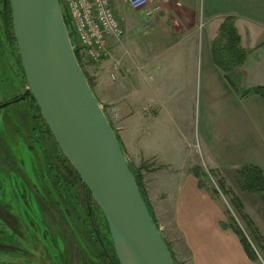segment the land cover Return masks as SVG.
Segmentation results:
<instances>
[{
	"label": "crops",
	"instance_id": "obj_1",
	"mask_svg": "<svg viewBox=\"0 0 264 264\" xmlns=\"http://www.w3.org/2000/svg\"><path fill=\"white\" fill-rule=\"evenodd\" d=\"M156 2L158 13L128 7V19L114 7L123 35L109 39L106 59L87 65L92 91L109 120L107 110H113L111 125L129 162L140 168L143 196L175 262L256 264L195 174L191 101L198 82L209 169L228 185L242 165L256 166L264 176V100L238 93L264 86V0ZM120 3L113 0V6ZM228 17L246 57L226 78L211 47ZM236 194L264 238V200Z\"/></svg>",
	"mask_w": 264,
	"mask_h": 264
},
{
	"label": "water",
	"instance_id": "obj_2",
	"mask_svg": "<svg viewBox=\"0 0 264 264\" xmlns=\"http://www.w3.org/2000/svg\"><path fill=\"white\" fill-rule=\"evenodd\" d=\"M30 94L63 156L100 209L118 264H176L81 68L59 0H2ZM7 103L0 104L4 106ZM91 216V215H90Z\"/></svg>",
	"mask_w": 264,
	"mask_h": 264
},
{
	"label": "rangeland",
	"instance_id": "obj_3",
	"mask_svg": "<svg viewBox=\"0 0 264 264\" xmlns=\"http://www.w3.org/2000/svg\"><path fill=\"white\" fill-rule=\"evenodd\" d=\"M119 1L120 6H114L117 13L119 10L128 19L132 12L122 0ZM1 26L0 21V104H3L20 96L26 85L17 64L15 46L8 43ZM87 65L82 64V67L86 75H89ZM241 86L249 87L247 84ZM200 92L197 82L193 86L191 103L192 142L196 143L199 179L208 192H218L214 198L222 205L227 222L233 217L241 225L232 212L228 198L219 193L217 177L212 176L207 166L209 162L202 147V133L199 130ZM25 106L27 103L19 101L0 106V264H108L105 256L100 255V249L82 216L83 184L74 182L69 187L67 183L72 190L74 203L71 204L75 205V209L65 200L68 215L55 209L54 191L64 192V175L73 180L75 174L70 164H67L70 174L59 165L62 160L60 156L51 153L52 145L48 144L49 156L43 155V142H51L52 139L50 136L42 138L40 126H36V123L33 125L31 114ZM107 112L110 113V123H113V110ZM126 158L128 160V156ZM54 163L59 165L64 175L58 176L53 170ZM229 183L225 182L233 192L240 190L237 178H230ZM257 197L261 198L258 194ZM92 207L100 223V214L94 203ZM257 213L261 214V209ZM7 218L10 220L9 224L5 223ZM30 221L34 224H30ZM100 232L103 231L100 229ZM255 251L258 255L256 264H264V253Z\"/></svg>",
	"mask_w": 264,
	"mask_h": 264
},
{
	"label": "trees",
	"instance_id": "obj_4",
	"mask_svg": "<svg viewBox=\"0 0 264 264\" xmlns=\"http://www.w3.org/2000/svg\"><path fill=\"white\" fill-rule=\"evenodd\" d=\"M2 3H3L2 0H0V6ZM4 14H5L4 19L0 16V18H1L0 21H1V25H2L1 27L3 29V33L6 37V39L8 40V43H11L10 45L14 44L13 46H15L17 64H18V67H19V70L21 73L22 80L25 83L24 74H23V70H22V67L20 64V59H19V55H18V51H17V46H16L15 39L13 36L12 23H11V13H10V8H9L8 3L6 4ZM63 18H64V23L68 29L70 39L72 41L73 37H72L71 28L69 26V22H68L67 18L65 17V15ZM0 45H1V43H0ZM74 52H75V55L77 56L76 50H74ZM211 53H212L214 63L224 72V74L226 75V78H227L228 73L233 71L236 67L241 66L242 63L244 62V59L246 57V51L243 48H241V46H240V36H239L238 32L236 31V29L233 25L232 18H230V17L225 18L222 21V23L220 24V27L218 30V35L216 36V38L212 42ZM85 76L87 78L86 73H85ZM87 80H88L89 85L91 86V83H90L88 78H87ZM234 90H236L237 92L239 91V90H237V88H234ZM238 93L240 96H244L248 93H254V94L259 95L264 100V86H261V85L255 86L252 88H248V89L240 90ZM19 95H21V93ZM17 96L13 97L12 101L8 102L7 104L14 102V99H16ZM17 101L22 102L23 104L27 103V106H25V108H27V112H30V114H31V117L33 120V125L36 123L37 124L36 126L39 125L40 127L45 128L47 130V132H49V134H50L49 136L52 139L55 148H57L58 146H57L55 140L53 139L46 123L44 122V120H43V118L39 112V109H38L35 101L31 97V95L26 94L22 99L17 100ZM61 157H62L63 161H65L67 164H70L67 161V159L63 156V154H61ZM128 164H129L131 172L134 176V179L136 181L138 189L140 190V193L143 196L142 176L140 173V168H137L130 163H128ZM54 165H56L58 167V164H54ZM70 167L72 168V166H70ZM72 170L75 174L74 177L77 178V180L79 182H81L73 168H72ZM67 172H68V174H70L69 169L67 170ZM57 174H59L58 176L64 175L63 173H61L60 170L57 172ZM195 174L199 177V173H198L197 168L195 170ZM211 174L213 177H217V184H218L219 193L222 194L224 197L228 198V203L232 209V212L235 215V217L237 218V220L239 221V223L241 224V225H239L238 222L233 220L234 218L232 217L233 219L232 218L230 219L229 226L232 228V230H234L238 234L239 239H240V243H241L247 257L251 261L256 262L258 255H257L255 250H258L261 253H264V238L259 233V231H258L254 221L252 220V218L244 211L243 203H242L240 197L235 192H233L232 189H230L226 186L225 180L220 175V173L211 170ZM236 178H237L240 190L251 192L254 194H258L264 200V176H263L262 172L256 166L242 165L237 170ZM66 180H67V182H66ZM64 181H65V187L63 188L64 192L61 193V191H59V194H60V196L62 195L63 201L64 200H65V202L67 201L68 204L70 206H72V208L75 209V205L71 204V202L74 203V201H73L74 198L72 196L73 195L72 190L69 189L70 186L71 187L73 186L74 179L71 180V178H69V176L64 175ZM67 183H68L69 187L67 186ZM200 185H202L201 181H200ZM83 187H84V191H85V186L83 185ZM216 193L218 194L217 191H216ZM216 193H215V191L214 192L212 191L213 196H216L215 195ZM143 198H144V196H143ZM144 200H145V198H144ZM83 202H84V204H83L84 207L82 210V216L84 218V221H86L87 226L90 228L91 235L93 236L94 241L96 242L98 248L100 249V255L105 256V258H107L106 260H107L108 264H111V262H109V260H108V256H111L114 260V263L118 264V261L116 259V256H115V253L113 250V246L111 243L109 231H108L105 219H104L100 209L95 204V202L91 199L90 195H88V204H89V209H90V212H89V210L87 208L86 199H85V193H84V201ZM145 202H146V200H145ZM93 203L95 204L96 210L100 214V218H101L100 223L97 221V218L95 216V213H94L95 211L92 207ZM146 205L148 206L147 202H146ZM64 206H65V204H64ZM148 208H149V206H148ZM149 210H150V208H149ZM154 222H155V220H154ZM93 223H95L94 226H93ZM100 229L103 232H100ZM104 231H105V233H104ZM167 246H168V244H167ZM168 249L170 250L169 246H168ZM171 255H172V253H171Z\"/></svg>",
	"mask_w": 264,
	"mask_h": 264
},
{
	"label": "built area",
	"instance_id": "obj_5",
	"mask_svg": "<svg viewBox=\"0 0 264 264\" xmlns=\"http://www.w3.org/2000/svg\"><path fill=\"white\" fill-rule=\"evenodd\" d=\"M132 10L146 15L160 11L156 0H122ZM72 32V43L79 63L95 65L109 56L108 41L120 38L123 28L113 0H60Z\"/></svg>",
	"mask_w": 264,
	"mask_h": 264
},
{
	"label": "flooded vegetation",
	"instance_id": "obj_6",
	"mask_svg": "<svg viewBox=\"0 0 264 264\" xmlns=\"http://www.w3.org/2000/svg\"><path fill=\"white\" fill-rule=\"evenodd\" d=\"M4 8H3V5L1 4V6H0V16L4 19ZM10 101H12V99L10 100ZM5 105H7V104H5ZM41 130H40V132L41 133H43V135H42V138L44 139H46L47 138V136H49L50 134H49V132H47V130L45 129V128H41V127H39ZM44 134H45V136H44ZM49 141V140H48ZM44 143V145H43V147H42V153H43V155L45 156V157H48L49 156V150H48V144H50V145H52V152L51 153H53L54 155L56 154L57 156H60V158H61V160H62V163H58V162H56V163H58L59 165H61L62 164V167H64V170L65 171H67L69 168H68V165H67V163L65 162V161H63V159H62V157H61V151H60V149L57 147V149L55 148V146H54V144H53V142L51 141H49V142H47L46 140L43 142ZM55 149H54V148ZM56 163H54V164H56ZM58 165V166H59ZM53 170H55L56 171V173L58 172V170H60V168L59 167H57L56 165H53ZM66 182H67V180H66ZM73 182H78V183H80L78 180H77V178H75L74 179V181ZM54 198L55 199H53V201H54V205H55V209H57V210H59L63 215H68V212H67V210H66V207L64 206V201H63V199H62V195L60 196V194H59V191L58 190H56V192L54 191ZM83 210V209H82ZM6 221L7 222H5L6 224H9L10 223V220L7 218L6 219ZM30 224H34V222H32V221H30L29 222ZM95 225V223H93V226ZM26 227H29V226H26ZM93 229V228H92ZM107 259V258H106ZM108 260H109V262H111V264H115L114 263V260H113V258L111 257V256H108Z\"/></svg>",
	"mask_w": 264,
	"mask_h": 264
}]
</instances>
